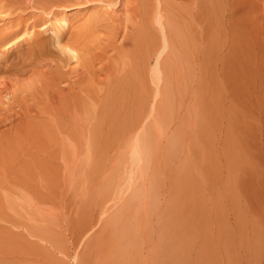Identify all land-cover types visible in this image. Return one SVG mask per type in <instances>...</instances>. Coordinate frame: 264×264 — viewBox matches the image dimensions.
<instances>
[{
  "label": "rangeland",
  "instance_id": "374dc122",
  "mask_svg": "<svg viewBox=\"0 0 264 264\" xmlns=\"http://www.w3.org/2000/svg\"><path fill=\"white\" fill-rule=\"evenodd\" d=\"M0 264H264V0H0Z\"/></svg>",
  "mask_w": 264,
  "mask_h": 264
},
{
  "label": "bare ground",
  "instance_id": "6f19581e",
  "mask_svg": "<svg viewBox=\"0 0 264 264\" xmlns=\"http://www.w3.org/2000/svg\"><path fill=\"white\" fill-rule=\"evenodd\" d=\"M54 29H53V32L56 33V40L57 42H59V33H61V29L64 28L65 26H68L69 25V17L66 15V14H61L59 15L58 17H56L54 19ZM74 39V38H72ZM74 41H70V42H63L62 44V49L63 51L62 52H67L68 53V58H80L79 56H81L80 54V51H81V48L79 46V43L77 44L76 42L73 43ZM62 43V41H61ZM76 60V59H75Z\"/></svg>",
  "mask_w": 264,
  "mask_h": 264
}]
</instances>
